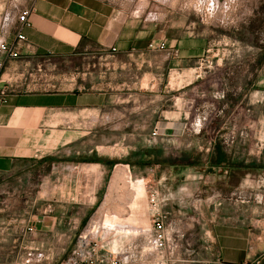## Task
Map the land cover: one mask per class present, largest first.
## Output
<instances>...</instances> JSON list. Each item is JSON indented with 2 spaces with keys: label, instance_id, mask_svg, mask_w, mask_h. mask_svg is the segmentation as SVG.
<instances>
[{
  "label": "rangeland",
  "instance_id": "374dc122",
  "mask_svg": "<svg viewBox=\"0 0 264 264\" xmlns=\"http://www.w3.org/2000/svg\"><path fill=\"white\" fill-rule=\"evenodd\" d=\"M132 1L134 6L140 0ZM157 1L149 0L147 8L146 1L139 2L134 14L155 17L158 6L166 21L173 8V16L181 26L185 21L192 22L194 34L216 44L201 63L202 68L222 71L223 87H233L237 75L245 82L258 74L264 76V0ZM157 52H149L146 60L157 61L156 56L161 55ZM158 60L162 61V57L158 56ZM108 61L91 56L75 58L69 64L20 60L15 70L21 74L22 89L52 91L66 88L62 78L67 73L75 76L92 69L94 63L95 69L102 70ZM136 68L133 62L132 69ZM182 68L167 65L165 60L157 66L166 86L162 110L168 117L180 103L181 112H187L186 89H169L186 81L178 76ZM174 97H180L177 104ZM151 100L154 99L149 96L146 99ZM251 106L245 102V108ZM117 107L60 117L69 131L78 132L79 139L57 154L35 157L36 163H28L29 173L16 175L15 179H0L8 183L0 188L3 214L17 213L21 220H31L29 224L21 222L14 232L0 224V233L20 234L19 248H11V243L0 240V264H189L188 260H204V247L212 243L211 235L204 231L214 225L204 219L205 201L209 196L213 195L215 200L223 194L210 189L209 178H205L207 171L202 169L209 159L204 156L206 150L235 148L239 129L228 124L219 133H211L209 127L218 129L215 122L205 125L201 120L196 127L185 124L177 136L164 133L154 139L149 133L154 128L151 122L160 110ZM205 109L212 111L208 106ZM243 123V137L251 136V118L245 117ZM194 132H198L196 140ZM260 136L264 138L262 123ZM245 144L246 149L251 148L250 142ZM117 166L127 168L132 182H143L144 202L133 211L135 217L144 219L142 225H123L109 218L117 215L124 219L131 204L126 193L130 186L124 177L110 188ZM243 196L247 203L253 198L246 191ZM158 216L167 232L160 252L152 227ZM43 217L52 218L46 222L50 225L45 227L47 231L36 232L33 224L40 226L38 221Z\"/></svg>",
  "mask_w": 264,
  "mask_h": 264
},
{
  "label": "crops",
  "instance_id": "0c3cea01",
  "mask_svg": "<svg viewBox=\"0 0 264 264\" xmlns=\"http://www.w3.org/2000/svg\"><path fill=\"white\" fill-rule=\"evenodd\" d=\"M144 1L147 8L149 0ZM139 2L132 6V0L36 1L29 26L22 29L25 41L18 45L19 57H0L3 63L0 91L5 90V96L0 95V179H15L16 175L29 173L28 163H36L35 157L42 159L57 154L79 139L78 132L69 131L67 124L60 122L62 116L66 119L68 115L78 116L86 111L98 112L117 106L125 110H160L151 122L154 128L150 135L157 129L156 136H152L154 139L164 133L177 136L185 124L196 127L201 120L205 125L215 122L218 129L209 127L211 133H219L228 124H235L239 129L235 148L206 150L204 157L209 160L202 167L207 171L205 178H209L210 189L223 194L215 200L213 195L209 196L205 201L204 219L214 225L204 231L212 238L211 245L204 247V260H188V263L264 264V138L260 136L261 123L264 124V76L258 74L245 82L237 75L233 87H223L222 71L202 68L201 63L203 57L207 58V54L215 50L216 44L194 34L192 22L185 21L181 26L173 16V8L166 21L159 13H163V9L158 6H155L158 11L155 17L135 15ZM183 28L187 32H183ZM0 38H3L1 31ZM4 41L12 43L13 33L4 35ZM159 42L168 50H177V55L158 51L162 61L158 56L157 61L146 60L149 52L156 51L150 49L149 44ZM111 48L115 51L111 52ZM88 56L98 61L110 59L102 65V70L101 67L95 69L94 63L92 69L75 76L67 73L62 78L66 88L58 90H24L21 74L15 70L20 60L69 64L75 58ZM164 60L172 67H184L178 76L186 81L169 89H186V113L181 112L180 103L170 117L164 115L166 86L163 73L157 71ZM133 62L136 69H132ZM148 96L154 100L146 101ZM174 98L177 104L180 97ZM245 102L250 103L251 108H245ZM207 106L212 111L205 109ZM245 117L251 118L253 129L247 137L240 132L245 129ZM197 134L194 132L193 140ZM249 142L251 148L246 149L245 143ZM6 184L0 181V188ZM245 191L253 196L248 203L244 200ZM0 211V224H6L11 232L17 230L21 222H31L29 218L21 220L17 213L5 215L3 209ZM50 220L51 217H43L38 221L41 225L34 223L33 229L47 231L45 227L50 224L46 222ZM0 236L3 242L11 243V248L20 247L19 233H0Z\"/></svg>",
  "mask_w": 264,
  "mask_h": 264
},
{
  "label": "built area",
  "instance_id": "2783aa9c",
  "mask_svg": "<svg viewBox=\"0 0 264 264\" xmlns=\"http://www.w3.org/2000/svg\"><path fill=\"white\" fill-rule=\"evenodd\" d=\"M38 0H0V31L3 33V38H0V57L8 56L13 59H17L18 45L25 41V37L22 34V29L29 26V16L35 10V3ZM13 33L14 41L12 43H6L4 41V35ZM150 49L167 52L170 56H176L177 50L166 49L162 42L150 43L148 46ZM111 52L115 49L111 48ZM3 70V63L0 59V75ZM1 97L5 96V90L0 91ZM156 128L152 132V136L155 137L157 132ZM153 233H155L156 248L158 251H162L164 248V241L166 239V231L164 228L162 217L158 216L152 223ZM175 250V248H174Z\"/></svg>",
  "mask_w": 264,
  "mask_h": 264
},
{
  "label": "bare ground",
  "instance_id": "6f19581e",
  "mask_svg": "<svg viewBox=\"0 0 264 264\" xmlns=\"http://www.w3.org/2000/svg\"><path fill=\"white\" fill-rule=\"evenodd\" d=\"M128 170L126 167L117 166L115 167V170L113 171L111 186L110 188H114L116 184L118 183L120 177H124L126 180V184L130 186V189H128V196L131 198V204L129 206V214H127V217H124V219H119L117 215H112L109 218L113 221L122 222L124 224L133 225L136 226L137 223L143 224L144 219H140L134 216L133 211L136 209V206L138 203H143L145 199V190L143 186L142 180H138L137 182H132ZM128 198V197H126ZM124 203V202H123ZM113 210V209H112ZM121 223V224H122Z\"/></svg>",
  "mask_w": 264,
  "mask_h": 264
}]
</instances>
